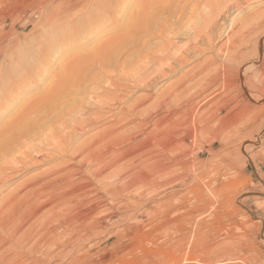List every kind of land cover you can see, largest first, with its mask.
<instances>
[{
    "label": "rangeland",
    "instance_id": "obj_1",
    "mask_svg": "<svg viewBox=\"0 0 264 264\" xmlns=\"http://www.w3.org/2000/svg\"><path fill=\"white\" fill-rule=\"evenodd\" d=\"M31 1L0 0V102L4 100L7 103L14 99L12 94L15 92H10V87L39 84L37 89H32L24 95L20 109L43 96L45 88L52 86L53 77L65 67H70L74 61H78L84 53H89L100 44L122 37L126 31L124 28L115 27L116 24L122 22V27H125L127 21L129 23L134 12L138 10L141 0H133L132 6L126 12L121 10L126 0H106L110 9L105 8L107 4L104 7L103 0H89L87 9L90 8L84 9L85 12L80 10L70 19V25L73 23L76 26L72 30L76 34H71L70 38L75 40L69 38L68 43L63 44L61 24L52 18L55 14L54 10L62 5L63 0H33L36 4ZM95 1H99V6ZM94 4L95 7L103 9L100 11L98 7L95 8L98 13L102 14L103 11L102 15L106 18L100 16L99 20H95L96 15L99 14L93 12ZM101 4L103 6H100ZM253 6L264 10V1ZM247 11L246 7L243 8L237 17L245 18L248 16ZM113 12L119 13L115 15ZM199 14L196 16L198 19L207 16L206 10H201ZM86 18L90 23L85 20ZM165 19H168V24H172L177 21L178 16L170 18L166 15ZM218 19L220 21L214 29L215 32L219 29L221 32L220 24L224 16ZM113 22L116 24L113 25ZM89 24L94 25L96 30L90 28ZM193 24L195 22H187L182 28L175 26L176 30L186 32L184 35H176L174 31L169 33V35L173 33L171 37L169 35L165 37V40L174 45H172L174 56L184 50L187 51V61L171 60L174 70L165 68L163 76L153 75L151 79L155 77V80L152 83L138 84L130 90L118 91L125 100L124 110L142 102L149 105L154 103V100L168 101L165 105L166 110L162 114H169L177 120L162 123L157 130L154 125H150L146 131H140L142 133L140 138L156 131L157 136L163 135L162 138L166 134L162 142H167L170 137L172 140L181 133L186 149L181 155L190 166L188 168L181 165L172 166L166 176L160 177L155 184L146 185L139 182L129 186L124 191L123 202L110 199L108 205L102 208H110V217L104 220L102 233H98L84 243L72 236L67 239L65 245L55 249L54 253L58 256L54 257L55 259L48 258L44 264H264V54L257 57L250 52L252 55L249 54L245 58L247 64L257 62V66L252 71L244 72L243 83L237 74L232 73V76L226 78L229 84L221 81L202 90L193 88L186 93L188 95L181 96L182 98L175 95L173 99L168 100L165 92L180 84V81L186 82L185 85L188 84V87L194 86L200 78L204 81L206 78L207 81V74H213L216 66L223 68L226 62H232L231 54L227 55L224 50L218 53V47L226 42L225 39L216 40L212 48L208 41L211 36L209 32L205 33L204 41L188 37V32L193 26L199 28V24ZM55 25L59 28L55 29ZM97 25H104L110 30L101 33V27ZM78 27L86 31V34L83 31L80 33L81 30L78 34L76 32V29L79 30ZM94 31L99 33L97 38L93 37ZM87 32L90 35L88 37ZM73 35L82 38L76 39ZM258 35L264 36V22L251 38L255 39ZM145 39L149 40V43L157 41L148 37ZM249 39L250 37H247L245 41ZM67 47L77 48L69 50ZM193 47H197V54H194ZM207 63L211 65L207 66ZM204 64L206 69L199 72ZM148 67L152 70L161 69L159 65L153 67L148 65ZM110 70L109 73L112 74L110 79L108 76H102L96 81L98 84H89V86L87 84V88L90 87L91 90L92 86H107L110 82L119 81L117 74L122 71L126 74L130 73L131 69L129 66L121 68L118 65L111 66ZM45 74L47 77L44 82L42 78ZM203 74L206 75L202 76ZM106 79L108 82L104 83ZM88 93L86 90V92H76L73 96L76 99H87L90 96ZM106 110L112 112V118L122 114L115 105ZM189 110L194 111L192 118L206 113L205 122L203 120L197 124L199 127L204 123L203 126L207 124L206 133L202 134L198 130L196 135L194 133L186 135L188 130L195 129L184 114ZM174 113L176 114L173 115ZM153 115H156V112ZM15 116L16 113L3 119L8 122ZM213 118L219 119L216 121ZM111 124V122L99 124L94 130L79 136L74 144L80 143L85 137L94 135ZM134 124V122L128 123L125 129H131ZM217 131H219L218 136L213 137L212 133ZM167 157L173 159L174 154L169 153L163 159ZM52 164L54 163H45L20 176L8 190ZM104 183L99 184L103 186ZM120 204L125 208L118 211L116 207ZM105 228L107 230L104 233ZM20 253L28 254L25 250ZM37 258H40L38 253L30 255L27 262L36 264Z\"/></svg>",
    "mask_w": 264,
    "mask_h": 264
},
{
    "label": "bare ground",
    "instance_id": "obj_2",
    "mask_svg": "<svg viewBox=\"0 0 264 264\" xmlns=\"http://www.w3.org/2000/svg\"><path fill=\"white\" fill-rule=\"evenodd\" d=\"M103 1L105 4L104 2L100 3L105 7L107 3L106 0ZM263 1L141 0L138 10L134 12L129 23L128 21L127 24L125 23V27H122V22L112 23L116 24L115 27L125 29L126 32L122 37L100 44L99 47L91 49V52L84 53L70 67L60 70L58 75L53 77L52 86L45 88L43 96L32 100L20 109V106L23 105L24 95L32 89H37L39 84L10 87V92H15L11 93L14 99L7 103L4 100L0 102V264H29L27 259L36 253L40 255L36 264H44L48 258L57 257L58 254L54 253L55 249L65 245L67 239L72 236L77 241L84 243L91 240L92 237L94 238L98 233L100 234L104 220L110 217V208H102L108 205L110 199L123 202L124 191L132 184L139 182L146 185L155 184L158 183L160 177L168 173L172 166L181 165L188 168L190 163H187L181 155L186 151L184 138L180 136L181 133L172 140L171 137L166 136L170 139H167L169 140L167 142H162V139L165 140L166 134L162 138L163 135L157 136L156 131L149 132L144 138H140L142 134L140 131H146L150 125H154L157 130L162 123L177 120L169 114H162L166 110L165 105L168 104V101L154 100V103L149 105L142 102L124 110L125 100L118 91L130 90L138 84L152 83L155 80V77L151 79L153 75L163 76L165 68L174 70L171 60L187 61L186 50L174 56L175 54L172 52L174 45L165 40L170 32L175 31L176 35H184L186 32L182 33L176 30L175 26L182 28L187 22H195L193 25L199 24V28L193 26L188 32V37L193 40L204 41L205 33L209 32L211 36H208V41L213 48L216 40L225 39L226 42L218 47V53L224 50L227 55L231 54L232 62L230 60V62H226L223 68L216 66L213 74H207V81L206 78L205 81L200 78L194 86L188 87V84L185 85L186 82L180 81V84L165 92L168 100L173 99L175 95L180 97L188 95L186 93H189L193 88L202 90L221 81L229 84L230 82H227L226 78L232 76V73L237 74L242 82L244 72L252 71L257 66V62L247 64L245 58L249 54L252 55L250 52H253V55L257 57L264 54V36L258 35L255 39L251 38L264 22V10L254 8L253 4ZM34 2L36 4V1H33V4ZM88 3H90L89 0H63L60 7H57L56 10L53 9L55 14L52 18L58 21L61 24L60 29H63L61 30L62 44L67 42L71 34L75 33L72 30L76 26L73 23L70 25V19L80 10L87 9ZM98 3L99 1H95V4L99 6ZM95 4L94 9L98 7H95ZM102 4L100 6H103ZM108 4L105 8H108ZM132 4L133 0H126V4L121 7V10L128 11ZM245 7L248 9V16L238 18V13ZM98 8L100 11L103 10ZM95 10L93 12L99 14L96 15L97 19L95 18V20H99L100 16H103V11L101 14ZM201 10H206L207 16L198 19L196 16L200 15ZM113 13L116 15L119 12ZM166 15L170 18L177 15L178 19L175 23L168 24V19H165ZM220 16H224L223 22L220 24L222 29L220 32L218 28L219 30L217 29L218 31L215 32L214 29L218 26ZM194 19L198 20L194 21ZM85 20L90 23L87 18ZM89 25L90 28L95 29L94 25ZM101 25H97L101 27V33L110 30ZM225 25L227 26L225 27ZM56 27L58 25H55V29L59 28ZM80 30L81 28L76 29V32L78 33ZM95 32L93 37H98L99 33ZM88 35L87 32V37ZM75 36L77 39V35ZM145 37L157 41L149 43ZM247 37L250 39L245 41ZM73 39L71 40L73 41ZM77 43L79 42L77 41ZM73 45L75 46V44ZM175 46L177 47V45ZM67 48L71 50L77 47ZM193 50L194 54L198 53L197 47H193ZM118 65L121 68L129 66L130 73L120 72L117 74L120 80L110 82L107 86H92L91 90L90 87L87 88V84L88 86L95 84L102 76H108L110 79L112 75L109 73L110 67ZM148 65L152 67L159 65L161 69L152 70ZM206 65L209 66L211 63ZM205 69L204 64L199 72H203ZM204 75L206 74L202 76ZM8 76L11 77L9 74ZM46 77L45 74L42 79L44 80ZM187 79L185 80L187 81ZM22 81L24 83V80ZM105 82L108 80L106 79ZM86 90L90 94L89 98H74L73 95L76 92L81 93ZM113 105L119 109V112L122 111L120 116L112 118V112L106 110L109 107L112 108ZM154 112L156 115H153ZM15 113L16 116L11 121L5 122L3 118ZM184 114L195 126L194 130L191 128L188 132L185 131L186 135L193 133L196 135L198 130L203 134L207 130V124L203 126L204 123L202 126L200 125L201 127L197 125L203 120L205 122L206 113L195 118H192L194 115L192 110ZM213 119L218 121L219 118ZM107 122L112 124L94 135L85 137L80 143L74 144L79 136L94 130L99 124ZM131 122H134L135 126L125 129L126 125ZM218 133L219 131L213 132V137H217ZM169 153L174 154L173 159H170L171 156L163 159ZM45 163L54 164L32 174L8 190L20 176ZM100 182L105 183L100 186ZM127 203L129 202L127 201ZM116 208L119 211L125 207L120 204ZM106 230L107 228L104 233ZM24 250L29 255L20 253Z\"/></svg>",
    "mask_w": 264,
    "mask_h": 264
}]
</instances>
